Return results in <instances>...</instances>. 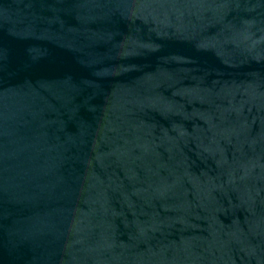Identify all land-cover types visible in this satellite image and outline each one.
<instances>
[{
    "label": "water",
    "instance_id": "95a60500",
    "mask_svg": "<svg viewBox=\"0 0 264 264\" xmlns=\"http://www.w3.org/2000/svg\"><path fill=\"white\" fill-rule=\"evenodd\" d=\"M0 264H264V0H0Z\"/></svg>",
    "mask_w": 264,
    "mask_h": 264
}]
</instances>
